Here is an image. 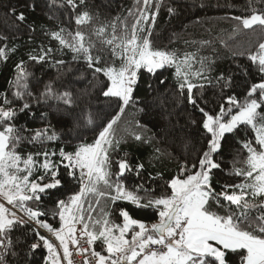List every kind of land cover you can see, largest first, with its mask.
Segmentation results:
<instances>
[{"label":"snow or ice","instance_id":"obj_1","mask_svg":"<svg viewBox=\"0 0 264 264\" xmlns=\"http://www.w3.org/2000/svg\"><path fill=\"white\" fill-rule=\"evenodd\" d=\"M85 4L86 0H60L59 7L75 12L77 30L66 33L60 28L52 31L50 38L61 50L71 51L73 61L83 59L94 76L102 73L107 78L102 95L121 113L137 102L134 93L142 69L155 75L158 70L175 67L177 101L186 100L199 113L198 118L188 114L200 137L199 147L193 146L194 156L183 158L159 193L152 185L164 179L163 173H149L145 179L144 162L133 163L127 152L118 154L123 142L114 128L119 113L100 127L92 143H80L72 152L63 148L58 154L48 151L45 146L60 139L56 130L50 124L35 129L17 126L16 119L20 113L34 115L32 101L55 99L71 107L72 93L57 91L50 81L34 95L30 88L34 73L21 60L9 81L11 98L0 93V264H13L9 257L18 255V241L13 239L18 230L25 233V242L28 237L34 240L28 245V255L41 247L47 250L44 264H78L75 256L81 257L79 264H264V42L248 53L259 79L245 83L241 98L233 91V74L213 78L205 71L204 59L199 61L201 67L193 70L195 54L186 53L181 59L174 51L153 46L149 37L163 0H155V4L153 0H137L135 11L129 9L133 19L130 27L128 17L117 18L110 25V34L108 25L94 30L96 40L79 30L93 19L86 10L75 11ZM35 6L31 5L33 10ZM167 11L172 15L175 9L169 6ZM11 14L17 27L25 22L24 12L17 13L13 7ZM69 18H73L72 13ZM232 19L243 29L264 28V10ZM6 39L0 38V44ZM104 50L121 61L119 67L100 66L105 63ZM14 51L6 44L0 46V61L6 62ZM55 51L51 47L33 49L28 60L50 64ZM64 63L62 59L54 61L56 66ZM159 82L164 84L165 80ZM209 86L218 89V103L211 106L204 99ZM41 119H46L44 113ZM93 123L92 117H87L86 124ZM137 128H143L138 121ZM241 129L245 135L239 141V151L225 171L222 152L226 136ZM130 135L141 144H150L153 139L141 132ZM25 143L43 150L24 154L19 149ZM170 156L165 149L154 147L151 160ZM218 173L227 178L218 179ZM65 176L80 187L67 199L55 202L53 215L60 221L56 228L47 222L48 213L40 205L50 190L64 186ZM128 176L141 182L129 186L125 182ZM86 197H95V203ZM102 198L112 206L101 207ZM119 201L151 211L154 222L134 218L127 207L116 206Z\"/></svg>","mask_w":264,"mask_h":264},{"label":"trees","instance_id":"obj_2","mask_svg":"<svg viewBox=\"0 0 264 264\" xmlns=\"http://www.w3.org/2000/svg\"><path fill=\"white\" fill-rule=\"evenodd\" d=\"M136 2L137 0H86V4L75 11L86 10L93 19L90 24L81 26L79 30L91 36L92 40H96L93 35L94 30L100 25H108L110 34L112 32L110 25L116 22L117 18L123 20L128 17L130 27L133 19L129 17V9L135 11ZM33 3L36 5L34 10L31 7ZM59 4L60 0L55 2L53 0H0V38H7L0 46L6 44L8 48L15 49L14 52L9 53L6 62L0 61V93H7L11 98L9 81L16 75L15 65L23 60L28 70L34 73L30 81V88L34 95H38L44 85L52 81L57 91H70L73 97L71 107L55 99L39 103L32 101L31 111L34 115L20 113L16 119L17 126L27 125L28 128L35 129L50 124L59 134L60 139L45 147L48 151H55L58 154L61 148L72 152L80 143H92L100 127L119 113L114 128L117 137L122 138L123 142L118 154L123 155L127 152L133 163L137 160L144 162L145 179L149 173L153 176L157 172L163 173L164 179L152 185L157 193L162 192L165 181L176 174L183 158L194 156L193 146L199 147L200 140L196 127L188 120L189 113H192L194 118H198L199 113L195 112L186 100L183 103L178 102L174 95L175 67L158 70L155 75L142 69L134 93L137 102L126 106L121 113L115 103L102 95L107 78L102 73L94 76L93 71L87 67L83 59L73 61L71 51L66 48L61 50L58 42L50 38L49 34L52 31H59L60 28H64L66 33L77 30L74 20L75 12L72 9L59 7ZM163 4L149 37L153 46L174 51L181 59L186 53L195 54L193 70H198L201 67L199 61L204 59L205 71L213 78L221 73L225 76L233 74L236 83L233 91L242 98L245 83L259 79L257 69L251 65L247 57L249 52L256 51L258 45L264 42V28L257 25L252 29H243L232 17L249 15L252 10H264V0H163ZM169 6L175 9L172 15H169L167 11ZM13 7L16 8L17 13L24 12L26 17L25 22L18 27V22L11 14ZM152 11H155L154 7ZM70 13L73 15L71 20ZM119 27L118 24V30ZM205 41L208 43H203ZM41 47H51L56 50L52 57L53 63L37 65L28 60L29 52L33 49L39 50ZM101 47L102 45L97 42V48ZM95 54L94 51L93 55ZM103 56L105 63L100 66H120L121 61L113 57L109 51L104 50ZM59 59L65 61L63 66L54 64V61ZM161 79L165 80L164 84H160ZM217 94L218 89L212 86L205 89L204 99L211 102L209 106L218 103ZM19 103L22 104L23 101ZM41 113L45 114L46 119H41ZM89 116L94 121L91 125L86 124ZM137 121L143 128H137ZM76 123H80L81 126L75 128ZM132 132H141L146 137L153 138L152 142L138 143L130 135ZM244 135L241 129L235 135L226 136L222 152L225 171L231 167V162L239 151V141ZM154 147L165 149L171 153V156L153 162L151 155ZM37 150L43 149L38 145L34 147L27 143L19 149L24 154ZM116 155V153L113 154L114 160ZM114 170L118 169L114 167ZM61 173H64V169H61ZM217 178L227 177H224L223 173H218ZM125 182L132 186L141 181L134 176H128ZM79 187L78 183L68 180L65 176L64 186L50 190V194L45 196L40 207L48 213L46 220L53 227L60 226L59 217L53 215L55 202L58 199H67L74 192H78ZM87 200L95 203V197H86ZM100 206L111 207L112 205L102 198ZM116 206L127 207L134 218H141L149 223L155 220L151 211L136 209L135 206L124 201L117 202ZM41 232L46 236L49 235L46 230L41 229ZM13 239L18 241L16 248L18 255L9 257L13 264H44V257L48 255L45 248L41 247L28 255V245L34 240L28 237L25 242V233L19 230L14 233Z\"/></svg>","mask_w":264,"mask_h":264},{"label":"built area","instance_id":"obj_3","mask_svg":"<svg viewBox=\"0 0 264 264\" xmlns=\"http://www.w3.org/2000/svg\"><path fill=\"white\" fill-rule=\"evenodd\" d=\"M74 259H75V260L78 262V264H79V262H80V260H81V257H80V256H75Z\"/></svg>","mask_w":264,"mask_h":264},{"label":"rangeland","instance_id":"obj_4","mask_svg":"<svg viewBox=\"0 0 264 264\" xmlns=\"http://www.w3.org/2000/svg\"><path fill=\"white\" fill-rule=\"evenodd\" d=\"M52 239L54 240L55 238H54V237H52ZM56 243H58V242H56Z\"/></svg>","mask_w":264,"mask_h":264}]
</instances>
